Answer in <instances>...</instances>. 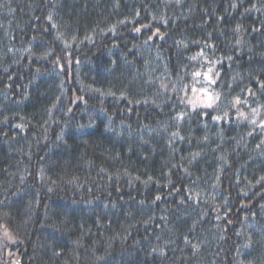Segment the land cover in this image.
I'll use <instances>...</instances> for the list:
<instances>
[{
	"label": "trees",
	"instance_id": "16d2710c",
	"mask_svg": "<svg viewBox=\"0 0 264 264\" xmlns=\"http://www.w3.org/2000/svg\"><path fill=\"white\" fill-rule=\"evenodd\" d=\"M0 264H264V0H0Z\"/></svg>",
	"mask_w": 264,
	"mask_h": 264
},
{
	"label": "rangeland",
	"instance_id": "374dc122",
	"mask_svg": "<svg viewBox=\"0 0 264 264\" xmlns=\"http://www.w3.org/2000/svg\"><path fill=\"white\" fill-rule=\"evenodd\" d=\"M210 78L207 77L206 81H208ZM211 88L207 84H202L199 87H196L194 91L191 93V96L189 98L190 103L194 107H209L211 106L215 100L216 96L210 91Z\"/></svg>",
	"mask_w": 264,
	"mask_h": 264
}]
</instances>
